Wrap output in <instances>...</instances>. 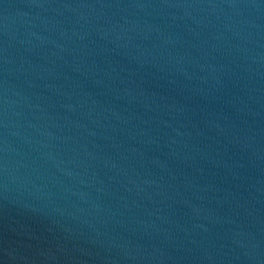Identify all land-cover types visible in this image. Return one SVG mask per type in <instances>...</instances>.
Listing matches in <instances>:
<instances>
[{
  "label": "water",
  "instance_id": "obj_1",
  "mask_svg": "<svg viewBox=\"0 0 264 264\" xmlns=\"http://www.w3.org/2000/svg\"><path fill=\"white\" fill-rule=\"evenodd\" d=\"M0 264H264V0H0Z\"/></svg>",
  "mask_w": 264,
  "mask_h": 264
}]
</instances>
